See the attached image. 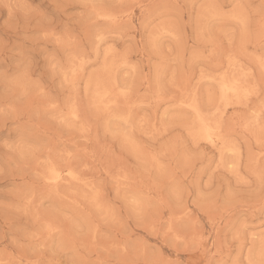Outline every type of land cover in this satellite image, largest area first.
Returning a JSON list of instances; mask_svg holds the SVG:
<instances>
[{
	"label": "rangeland",
	"instance_id": "rangeland-1",
	"mask_svg": "<svg viewBox=\"0 0 264 264\" xmlns=\"http://www.w3.org/2000/svg\"><path fill=\"white\" fill-rule=\"evenodd\" d=\"M0 264H264V0H0Z\"/></svg>",
	"mask_w": 264,
	"mask_h": 264
},
{
	"label": "bare ground",
	"instance_id": "bare-ground-1",
	"mask_svg": "<svg viewBox=\"0 0 264 264\" xmlns=\"http://www.w3.org/2000/svg\"><path fill=\"white\" fill-rule=\"evenodd\" d=\"M242 63V62H241ZM234 65V64H233ZM244 68V67H243ZM229 87V86H228ZM242 97V96H241ZM224 98V97H223ZM203 129V128H202ZM205 131V130H204ZM259 134V133H258ZM142 149V148H141ZM75 152V151H74ZM228 163V162H227ZM37 166V165H36ZM59 172V171H58ZM70 172H68V174H69ZM52 174H53V172H52ZM53 176V177H52ZM57 176H59L58 174H56V175H51V178H54V179H56L57 178ZM70 176H72L71 174H70ZM67 179H68V177H67ZM79 179V178H78ZM69 180H70V178H69ZM56 181H58V178L56 179ZM71 183V182H70ZM57 187V186H56ZM61 221V220H60Z\"/></svg>",
	"mask_w": 264,
	"mask_h": 264
}]
</instances>
